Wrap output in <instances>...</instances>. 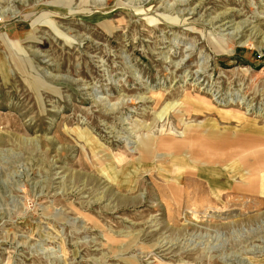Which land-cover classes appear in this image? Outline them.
I'll return each instance as SVG.
<instances>
[{"label":"rangeland","instance_id":"374dc122","mask_svg":"<svg viewBox=\"0 0 264 264\" xmlns=\"http://www.w3.org/2000/svg\"><path fill=\"white\" fill-rule=\"evenodd\" d=\"M0 264H264V0H0Z\"/></svg>","mask_w":264,"mask_h":264},{"label":"bare ground","instance_id":"6f19581e","mask_svg":"<svg viewBox=\"0 0 264 264\" xmlns=\"http://www.w3.org/2000/svg\"><path fill=\"white\" fill-rule=\"evenodd\" d=\"M242 29H243V28H242ZM216 186H217L218 189L221 188V185H220L218 182H217ZM193 209H194V208H193ZM231 209H232V208H231ZM228 210H229V209H228ZM235 210L237 211V209H235ZM242 210H243V209H242ZM224 211H225V210H224ZM224 211H223V212H224ZM192 212H193V211H192ZM221 212H222V211H218V210L215 211V210H214L213 214H214V215H218V214L220 215ZM231 213H232V212H231ZM213 214H212V211H211L210 215L213 216ZM222 214H223V213H222ZM225 214L227 215L228 212L225 213ZM229 214H230V213H229ZM238 214H239V213H238ZM226 215L223 214V216L227 217ZM229 216H230V215H229ZM218 217H219V216H218Z\"/></svg>","mask_w":264,"mask_h":264}]
</instances>
